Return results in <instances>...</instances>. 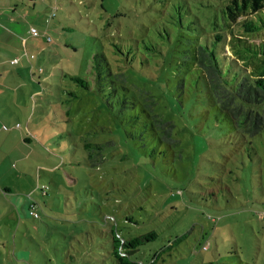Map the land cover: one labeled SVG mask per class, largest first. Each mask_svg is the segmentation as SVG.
Instances as JSON below:
<instances>
[{
  "label": "rangeland",
  "instance_id": "1",
  "mask_svg": "<svg viewBox=\"0 0 264 264\" xmlns=\"http://www.w3.org/2000/svg\"><path fill=\"white\" fill-rule=\"evenodd\" d=\"M218 1L188 4L189 17L182 19L185 30H178L170 19L175 17L172 0H0V6L21 11L22 17L15 15L18 21L30 23L37 31H44L43 20L56 9L49 23L56 26L48 33L51 42L40 33L33 38L34 44L45 46L44 53L33 52L44 72L36 69L35 80L23 82L39 93L34 97L40 108L34 114L29 109L28 114L34 115L35 136L53 137L48 141L54 150V174L50 176L62 188L56 190L49 184L47 197L39 187L28 197L42 221L54 223L50 215L74 237L64 241L52 237L49 243L48 229L23 213L25 225L19 226L16 239L6 231L12 229L10 224L2 226L11 254L19 255L15 264H113L106 216L115 219L125 238L156 233L155 240L131 254L145 264L159 253L155 264H264V134L253 139L236 136L204 103L202 94L195 92V85L194 90L190 87L195 81L193 71L185 77L186 90L178 99L172 86L179 78L171 73L178 68L183 73L187 67H170L168 85L162 82V72V96L151 88L156 90L157 112L175 126L172 139L178 144L169 150L155 141L140 146L138 140L128 138L124 134L127 124L122 127L92 93L79 100L67 95L72 83L69 76L82 74L89 79L92 57L101 51L110 57V38L140 40L145 36L147 46L162 48L166 60L169 46L175 44L182 50L189 42L187 37L207 36L223 26L222 0ZM166 29L170 42L163 44L158 34ZM178 35L181 44L175 43ZM248 38L259 42L264 35ZM224 53L232 54L227 47ZM184 56L174 53L172 63ZM148 57L149 65L158 60L152 53ZM141 72L140 66L129 67L127 76L138 88L150 91V79ZM41 84L53 89H42ZM60 110H71L69 122L62 119ZM100 127L106 132L93 134ZM86 133L90 143L114 142L103 150L105 159L96 168L87 165L80 146ZM48 177L42 176L40 183L48 184ZM128 216L137 223L127 222ZM54 248L70 254L57 255ZM66 258L70 262L64 263ZM0 264H11L7 251L0 254Z\"/></svg>",
  "mask_w": 264,
  "mask_h": 264
},
{
  "label": "trees",
  "instance_id": "2",
  "mask_svg": "<svg viewBox=\"0 0 264 264\" xmlns=\"http://www.w3.org/2000/svg\"><path fill=\"white\" fill-rule=\"evenodd\" d=\"M153 1L155 3L164 2V0ZM198 1L200 0H172V8L175 12V17H170L173 21L171 22L172 25L178 30H185L182 19L184 15L185 18L189 17L188 4L197 3L202 6V2ZM220 1L218 2L220 3ZM221 2L223 26L217 27L213 33L207 36L187 37L189 42L183 46L182 50L175 44L169 46L166 60L163 59L166 55L163 54L162 48L152 47V44L147 46L145 36L140 40L110 38L111 44H109L108 50L110 57L108 58L104 51L92 57L89 79L82 74L69 76L72 83L67 95L69 94L72 98L79 100L92 93L96 99L104 103L106 111L108 110L122 127L127 124L124 134L128 138L138 140L140 146L143 145L142 142L145 143L147 140L155 141L169 150L172 144H178L172 139L175 126L157 112V98L154 93L157 90L162 96L159 83L163 71L164 81L162 80V82L168 85L166 81L169 82L171 78L168 69L172 66H184L187 67V71L181 73L182 69L178 68L174 70V73H171L172 75L177 74L179 78L176 79V85L175 83L173 86L169 85L178 93L177 99L186 90L185 77L190 76L193 71L195 73L193 80L195 81L190 87L194 90L195 85V92L202 94L204 103L212 109L217 119L220 117L240 139L261 137L264 134V39L254 42L250 41L248 37L264 35V0H222ZM54 12L49 13L45 22L46 26L50 25L49 23L55 17ZM43 37L48 43L51 42L48 33H44ZM158 37L161 38L163 44L170 42V34L167 29L163 35L159 33ZM179 40H181V35L177 36L175 43L181 44ZM64 47L68 46L65 45ZM225 47L232 54H225ZM150 53L156 55V59L159 60L162 57L163 60L152 61L149 65L148 55ZM174 53L184 54V60L172 63ZM153 62V71H150ZM164 64H166L165 69L163 68ZM138 66L141 68L142 75L145 74L146 78L150 79L149 84L147 83L150 91L146 87L144 89L138 88L130 76H127L129 67L133 69ZM38 71L43 73L42 68H38ZM172 81L174 80L172 79ZM41 87L42 89L45 87L53 89L52 86L46 84H41ZM151 88L156 90L152 92ZM70 114L71 110L61 111L62 119L68 122L70 121ZM103 132L105 133L106 130L100 127L93 134L98 135ZM80 141V146L85 151V158L87 157L86 163L91 168L98 167L105 159L103 150L114 145L111 140H99L97 143H90L87 141V133L80 138ZM49 184L53 185L52 187L56 190L62 188L56 182ZM40 186L42 185L38 187L40 188ZM45 186L44 193L41 191L43 196H47L46 191L50 187L49 185ZM68 199L64 196V200ZM65 206L68 207V204ZM47 208L49 211H53L50 204ZM31 213L35 212L29 207L30 218L34 221H41L42 225L48 229V233L55 239L64 241L74 238L69 228H65V225L59 223L56 225V221L50 215L48 218L54 223L42 221L38 213L34 218ZM262 217H264V213L261 215ZM125 220L132 224L137 223L130 216L126 217ZM61 221L64 222V220ZM104 221L110 226L108 233L114 257L113 264H145L138 258L132 259L131 254L155 240L156 233L150 231L137 237L125 238L113 217L106 216ZM52 229L57 231L52 233ZM61 249L54 248L53 251L57 255L69 256L70 251H67L66 254L58 253ZM159 258L160 253L151 257L148 264H155ZM69 259L66 258L63 262H70Z\"/></svg>",
  "mask_w": 264,
  "mask_h": 264
},
{
  "label": "crops",
  "instance_id": "3",
  "mask_svg": "<svg viewBox=\"0 0 264 264\" xmlns=\"http://www.w3.org/2000/svg\"><path fill=\"white\" fill-rule=\"evenodd\" d=\"M15 15L22 17L21 11L16 8L10 10L6 5L0 6V254L7 251L11 264L18 262L19 255L17 252L11 254L10 243L6 245L3 240L5 233L2 226L8 227L7 224H10L12 229L6 231L16 239L19 226L25 225L23 213L28 214L29 210L28 207L26 211V206L34 203L32 194L39 185L48 186L50 182H55L50 176L54 174V150L48 143L53 137L44 140L33 134V114L40 108L35 97L39 93L24 83L29 80L33 82L35 70L42 68V63L37 62L33 52L44 53L45 46L34 44V37L29 34L34 26L28 22L22 24ZM46 19L43 20L44 31H38L42 37L56 28L54 24L52 27L51 24L46 26ZM31 56L33 59H30ZM29 109L33 114H28ZM42 176H49L48 184L40 183ZM45 204L47 207L48 204ZM28 216L26 218L29 220ZM50 236L49 243L53 237Z\"/></svg>",
  "mask_w": 264,
  "mask_h": 264
},
{
  "label": "built area",
  "instance_id": "4",
  "mask_svg": "<svg viewBox=\"0 0 264 264\" xmlns=\"http://www.w3.org/2000/svg\"><path fill=\"white\" fill-rule=\"evenodd\" d=\"M52 17H53V15H52ZM29 34H30L31 36H33V37H38V36H39L38 31H37L36 29H34V28H31V29H30ZM30 59H33V56H31ZM15 62H16V60H15ZM16 127H18V125H17ZM3 129L5 130L6 127H3ZM40 189H41V191L44 193V191L46 190V186H45V185H42V186H40ZM34 207H35V206H33V204L30 205V209L33 210ZM31 214H33V217H34V218L36 217V212H35V213H31Z\"/></svg>",
  "mask_w": 264,
  "mask_h": 264
}]
</instances>
